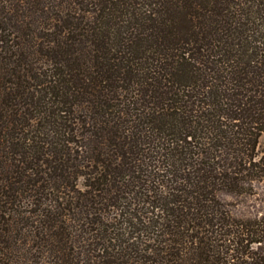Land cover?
<instances>
[{"label":"trees","instance_id":"16d2710c","mask_svg":"<svg viewBox=\"0 0 264 264\" xmlns=\"http://www.w3.org/2000/svg\"><path fill=\"white\" fill-rule=\"evenodd\" d=\"M263 132L264 0H0V264H264Z\"/></svg>","mask_w":264,"mask_h":264},{"label":"rangeland","instance_id":"374dc122","mask_svg":"<svg viewBox=\"0 0 264 264\" xmlns=\"http://www.w3.org/2000/svg\"><path fill=\"white\" fill-rule=\"evenodd\" d=\"M258 152L260 156L264 155V132L259 138ZM82 183L81 179L79 185ZM221 199L237 217H259L264 214V180L255 181L249 193H222Z\"/></svg>","mask_w":264,"mask_h":264}]
</instances>
